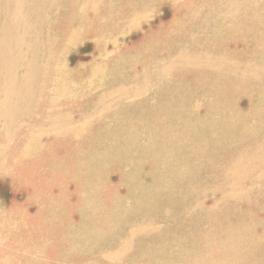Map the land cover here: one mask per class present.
<instances>
[{
    "label": "rangeland",
    "instance_id": "rangeland-1",
    "mask_svg": "<svg viewBox=\"0 0 264 264\" xmlns=\"http://www.w3.org/2000/svg\"><path fill=\"white\" fill-rule=\"evenodd\" d=\"M0 264H264V0H0Z\"/></svg>",
    "mask_w": 264,
    "mask_h": 264
},
{
    "label": "bare ground",
    "instance_id": "bare-ground-1",
    "mask_svg": "<svg viewBox=\"0 0 264 264\" xmlns=\"http://www.w3.org/2000/svg\"><path fill=\"white\" fill-rule=\"evenodd\" d=\"M180 128V127H179ZM215 130V129H214ZM213 132V131H212ZM182 133V132H181Z\"/></svg>",
    "mask_w": 264,
    "mask_h": 264
}]
</instances>
